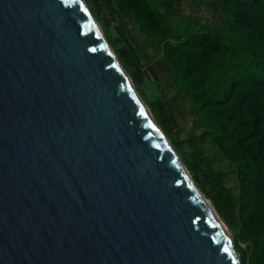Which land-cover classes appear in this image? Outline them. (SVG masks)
Listing matches in <instances>:
<instances>
[{
    "label": "water",
    "instance_id": "95a60500",
    "mask_svg": "<svg viewBox=\"0 0 264 264\" xmlns=\"http://www.w3.org/2000/svg\"><path fill=\"white\" fill-rule=\"evenodd\" d=\"M157 126L83 0H0V264H240Z\"/></svg>",
    "mask_w": 264,
    "mask_h": 264
},
{
    "label": "trees",
    "instance_id": "16d2710c",
    "mask_svg": "<svg viewBox=\"0 0 264 264\" xmlns=\"http://www.w3.org/2000/svg\"><path fill=\"white\" fill-rule=\"evenodd\" d=\"M87 1L98 12L108 3ZM110 1L121 20L132 21L159 49L172 70L171 82L188 98L191 115L205 120L212 143L235 165L238 195L224 185L223 172H212L206 157L204 171L184 161L229 225L236 244L250 245L251 254H242V264H264V0H211L212 16L224 17V28L197 16L186 21L166 13L164 8L178 0ZM115 52L140 87L145 74L135 49L128 45ZM149 106L170 135L173 117L168 104L158 100ZM192 145L203 155L196 142Z\"/></svg>",
    "mask_w": 264,
    "mask_h": 264
},
{
    "label": "rangeland",
    "instance_id": "374dc122",
    "mask_svg": "<svg viewBox=\"0 0 264 264\" xmlns=\"http://www.w3.org/2000/svg\"><path fill=\"white\" fill-rule=\"evenodd\" d=\"M83 1L93 20L97 24L103 38L114 52L116 49H121L128 45L135 49L140 59V72L145 75L140 87H136L133 83L134 90L141 99L143 105H145L146 108H149H147V110H150L149 113L152 119L156 125L159 126L163 136L175 151L183 166L187 169L184 162L187 160L194 166H199L204 171L206 170V164L202 161V158L206 157L210 163L212 172H223L222 180L224 185L227 188H231L233 192L238 195L240 185L235 165L226 159L221 154V151L212 143L205 127V120L195 118L191 115L188 98L184 92L179 90L171 82L170 77L172 70L163 61V56L159 49L138 30L132 21L121 20L110 0H108V3L102 4L100 12H98L97 7L91 2L87 0ZM210 1L211 0H180L173 8H165L164 10L175 18L190 21V18L195 15L200 17L206 23L215 27L220 26L224 28L225 19L221 16L216 18L212 16ZM158 100L166 102L170 108V113L173 117L172 122L170 121V123H168V126L171 129L170 135H167L163 131L149 106L150 103ZM193 142H196L199 145L203 155H200L201 153L198 149L193 147ZM177 149H179V151H177ZM188 172L187 175L192 180L193 185L196 187L195 189L208 202L215 213V216L219 222L223 224L230 235L231 232H229L230 230L227 228V224L220 217L221 215L218 214L213 203H211L209 198H207L201 191L189 170ZM199 177L203 182L204 176L202 173L199 174ZM232 240V245L239 257L240 264H242V254L249 258L251 247L246 243L239 242V244H236L235 236L234 238L232 236ZM237 246H239V249Z\"/></svg>",
    "mask_w": 264,
    "mask_h": 264
},
{
    "label": "bare ground",
    "instance_id": "6f19581e",
    "mask_svg": "<svg viewBox=\"0 0 264 264\" xmlns=\"http://www.w3.org/2000/svg\"><path fill=\"white\" fill-rule=\"evenodd\" d=\"M143 104V103H142ZM145 108V111L147 112L148 116L152 119L149 111L147 110V108L145 107V105H143ZM153 120V119H152ZM184 169V168H183ZM185 175L187 176L188 179H190V177L187 175V172L185 171ZM195 192L198 196V199L201 201V203L203 204V206L205 207V209L207 210V212L210 214V216L212 217V219L214 220L215 224L217 225V227L219 228L221 234L223 235L224 239L232 246V235L230 233V235L228 234V231L226 230V228L223 226V224H221L219 222V220L217 219V217L215 216V213L213 212L212 208L210 207V205L208 204V202L204 199V197L195 189ZM228 228V227H227ZM230 232V231H229Z\"/></svg>",
    "mask_w": 264,
    "mask_h": 264
},
{
    "label": "crops",
    "instance_id": "0c3cea01",
    "mask_svg": "<svg viewBox=\"0 0 264 264\" xmlns=\"http://www.w3.org/2000/svg\"><path fill=\"white\" fill-rule=\"evenodd\" d=\"M178 1H180V0H178ZM210 2H211V1H210ZM109 3H110V2H109ZM177 3H178V2H177ZM177 3H176V4H177ZM176 4H175V5H176ZM111 5H112V4H111ZM175 5H174V6H175ZM174 6H173V7H174ZM210 6H211V3H210ZM112 7H113V6H112ZM173 7H165V8L171 9V8H173ZM165 8H164V9H165ZM211 11H212V6H211ZM166 13H167V12H166ZM168 14H169V13H168ZM194 16H195V15H194ZM218 16H221V15H218ZM218 16H217V17H218ZM197 17H198V16H197ZM221 17H222V16H221ZM199 18H200V17H199ZM215 18H216V17H215ZM223 18H224V17H223ZM200 19H201V18H200ZM201 20H202V19H201ZM202 21H203V20H202ZM224 21H225V20H224ZM203 22H204V21H203ZM205 23H206V22H205ZM208 24H209V23H208ZM210 25H211V24H210Z\"/></svg>",
    "mask_w": 264,
    "mask_h": 264
}]
</instances>
